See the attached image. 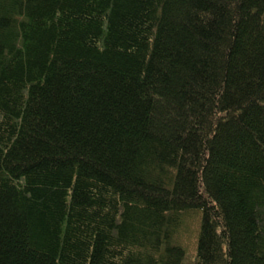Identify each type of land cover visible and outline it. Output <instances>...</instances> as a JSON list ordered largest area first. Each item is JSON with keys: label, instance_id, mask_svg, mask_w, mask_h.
I'll use <instances>...</instances> for the list:
<instances>
[{"label": "trees", "instance_id": "1", "mask_svg": "<svg viewBox=\"0 0 264 264\" xmlns=\"http://www.w3.org/2000/svg\"><path fill=\"white\" fill-rule=\"evenodd\" d=\"M0 264H264V0H0Z\"/></svg>", "mask_w": 264, "mask_h": 264}, {"label": "rangeland", "instance_id": "2", "mask_svg": "<svg viewBox=\"0 0 264 264\" xmlns=\"http://www.w3.org/2000/svg\"><path fill=\"white\" fill-rule=\"evenodd\" d=\"M194 213L185 214L182 215L180 219V224H182L180 232L178 233L177 237L181 238V243L184 244V248L187 251V261H189L190 256H195L196 254V247H197V238H196V232L198 231V222H199V216H194ZM179 242V241H178Z\"/></svg>", "mask_w": 264, "mask_h": 264}]
</instances>
